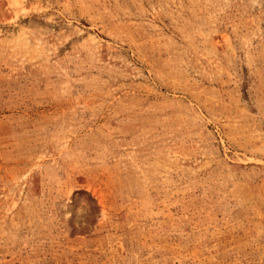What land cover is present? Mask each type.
I'll use <instances>...</instances> for the list:
<instances>
[{
	"label": "rangeland",
	"instance_id": "1",
	"mask_svg": "<svg viewBox=\"0 0 264 264\" xmlns=\"http://www.w3.org/2000/svg\"><path fill=\"white\" fill-rule=\"evenodd\" d=\"M0 264H264V0H0Z\"/></svg>",
	"mask_w": 264,
	"mask_h": 264
}]
</instances>
